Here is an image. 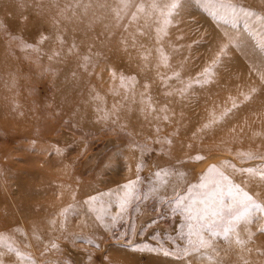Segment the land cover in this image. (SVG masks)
<instances>
[{"label":"rangeland","instance_id":"obj_1","mask_svg":"<svg viewBox=\"0 0 264 264\" xmlns=\"http://www.w3.org/2000/svg\"><path fill=\"white\" fill-rule=\"evenodd\" d=\"M99 2L110 7L99 8L96 0L79 6L77 0H0V59L17 67V97L22 109L31 106L28 115L40 118L43 143L57 138V165L40 166L32 180L48 183L33 192L21 188L27 170L38 167L27 151L14 149L22 136L2 125L9 111L1 100L16 94L1 86L0 251L11 257L4 264H264V214L253 211L240 233L244 244L217 236L216 252L194 250L185 216L170 203L212 165L264 203V180L240 171L264 169V0H179L171 17V0H133L143 12L121 11V0ZM122 26L145 33L134 32L136 48L122 42ZM41 37L48 39L41 44ZM130 105L136 116L122 120L119 108ZM129 181L134 186L125 189ZM77 193L90 200L89 238L63 236L82 212H59L58 237L39 230L38 243L23 206L57 198V210L74 204L79 211Z\"/></svg>","mask_w":264,"mask_h":264},{"label":"snow or ice","instance_id":"obj_2","mask_svg":"<svg viewBox=\"0 0 264 264\" xmlns=\"http://www.w3.org/2000/svg\"><path fill=\"white\" fill-rule=\"evenodd\" d=\"M78 6L80 0H77ZM97 6L101 9H108L110 6L104 2L100 3L96 0ZM123 5L121 11L128 8H137L138 12H143V5H137L133 0H121ZM84 15H87V11L90 5H84ZM169 11L168 16L171 17L172 13L180 7L179 0H171V3L167 5ZM245 15H251V13H245ZM117 18L120 17V12H116ZM131 19L133 21L137 20V12L131 13ZM264 19V17H262ZM169 20L166 19L165 23ZM125 28V34L122 35L121 40L126 44V47H137V36L134 32H140V35H144L139 29H135L132 34H129L128 26H122ZM247 27V25H245ZM61 43H64L62 36L56 37ZM48 37H41L40 43H44ZM230 43H238L229 38ZM242 43V42H240ZM25 47L31 48L32 44H26ZM77 45L75 42L67 48L69 53H73ZM143 47V45H141ZM228 47L227 44L220 46V52L224 53L225 49ZM262 51H264V44L260 45ZM55 56H60L61 52H55ZM51 59V57H50ZM147 59V57H145ZM85 61L89 60L88 56L84 57ZM161 61L167 65V57L162 55ZM115 76V71L112 72ZM124 77L121 76V80ZM161 79H164L161 77ZM145 89L148 85H144ZM255 91V89H253ZM246 99H251V97H246ZM237 107V105H233ZM231 111V110H229ZM164 119H168L167 116ZM196 159H202V157L197 156ZM242 173H247L253 176L259 177L260 180H264V169L256 170L253 168H242L240 170ZM160 173H157L159 176ZM134 186V181H129L124 185L125 189H131ZM175 191V189H174ZM91 199H94L92 197ZM127 199L120 202L119 207L123 210ZM170 203L174 204V212L182 213L185 216L187 222V238L189 244L194 250L199 249H211L216 252V246L214 244L213 238L217 236H223L225 240L234 239L237 244H244V239H242L240 233L241 231L247 232V225L251 223L250 217L253 211H257L264 214V203H260L255 200L249 193L243 192L240 185L235 184V182L228 176L221 172H217L215 165L209 166L206 170V174H202L199 183L195 186L189 185L185 192H177ZM115 219V217H113ZM177 222L179 223V217H177ZM259 231L264 234V228H260ZM193 233L196 235V240L191 239ZM165 255H171V252H164ZM187 254V250H185ZM212 257H209L211 259ZM6 259H11V257H6ZM0 264H4V261L0 259ZM216 264H224V262L217 260Z\"/></svg>","mask_w":264,"mask_h":264},{"label":"bare ground","instance_id":"obj_3","mask_svg":"<svg viewBox=\"0 0 264 264\" xmlns=\"http://www.w3.org/2000/svg\"><path fill=\"white\" fill-rule=\"evenodd\" d=\"M3 10H4V8L0 7L1 13ZM176 14H177V12H176ZM18 78H19L18 69H17V67H15L13 62L0 59V88H1V86H3V87L6 86L7 88H12L16 94V96H12L14 94L13 93L11 96L9 95L8 98L6 97L7 95H5L4 99L1 100L4 107H5L6 112L9 111V116L8 117L6 116L7 117L6 121H5L6 124L2 123V125H6L7 127H9L11 132L13 131L14 135L20 134V136H22V139L24 142L20 145H16L14 149L20 150V148L21 149L23 148L25 151H27L30 154V158L32 159L33 163L36 165V167H38L36 169L35 168H29L30 170H27L28 180L25 183L22 182V186H21V188H24V190H27L29 192H33V191H38L37 190L38 185L41 186V185H46V183H48L43 178L42 180H40L41 185H40V183H38L37 185H36V183L33 184V181H32L33 177L35 176V174H37V172H35V171H40L41 170L39 168L40 166L46 167L49 164H52L54 166L57 165V142H56L57 138L53 134L56 131V128H55L56 125L55 124H56V119H57V113L54 110L53 116L51 117V124L53 126L49 129V133L50 134L52 133L53 135L51 136L50 141H49V145H51V146H49V145L47 146L43 143L46 139H44L41 136L43 134V131H45V129H44V127L41 126L40 118L35 119L32 115H28V111L31 110V106H28V107L26 106L27 108H23V109H26V111L28 110L26 112L27 114L21 108L23 106V103H25V102L23 101V97H20V96L17 97V95L19 93L22 94L20 92L22 87L20 85ZM3 89L0 92L2 94L4 93ZM220 92H222V91H220ZM220 92H218V93H220ZM2 96H4V95H2ZM25 105H27V104H25ZM55 109L57 111V108H55ZM250 109H251V107H250ZM118 113H120L122 115V117H123L122 120H129L130 116L135 115L134 109L131 107V105L128 107H120ZM238 118H240V116ZM2 120L3 119H1V122H4L5 119L3 121ZM122 122H124V121H122ZM6 126H5V128H7ZM2 127H4V126H2ZM34 143H36V145ZM33 144L35 146H33ZM38 169H40V170H38ZM56 171H57V168L53 173H56ZM73 199L77 200V201L83 200V203H81V206L79 208V211L77 210L76 206H74V204L71 206V208H69L67 206L69 209L66 207L67 208L66 212H64V209H62V208H61L62 210H57V198H50L47 200V202L45 204H42V205L40 203H37V204H34L32 206H29V207L23 206V209H24L26 217H27V223L29 226V230H30L32 236L34 237V239L38 243H39V238H41V237H39V235H40L39 230L46 232V233H51L54 236H56V238L58 237L57 232L59 233V231H57V213H59V212H60L59 213L60 215L61 214H64V215L68 214L70 216L73 214L76 215V211L78 213L82 212V214L79 213V215H82L81 218L79 220L77 219L76 223L74 221L73 225H70L69 228H67L66 231L64 233H62V235L63 236L67 235L66 237H69L68 235H70V236L74 237L73 239H75V238L81 239V240L87 239V237L89 235L88 231H89V229L91 230L90 227L92 226V214L90 211V207L88 206L90 204V200H89V198L82 199L81 193L75 194ZM91 204H92V202H91ZM27 209H28L29 214L26 213ZM102 215H103V206H99V208L97 210V217H102ZM70 220H71V218H70ZM62 228H61V230H62ZM59 238H60V236H59ZM88 242L92 243L91 241H88ZM81 243H79V244H81ZM42 244H44V243H42ZM84 246H86V245H84ZM0 256L2 257V260L6 259L5 256H3V252H1V251H0Z\"/></svg>","mask_w":264,"mask_h":264}]
</instances>
